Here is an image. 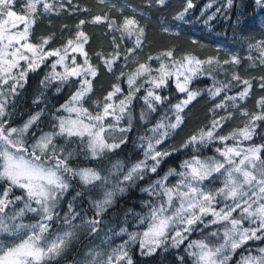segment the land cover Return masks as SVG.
I'll return each instance as SVG.
<instances>
[{"label":"trees","instance_id":"obj_1","mask_svg":"<svg viewBox=\"0 0 264 264\" xmlns=\"http://www.w3.org/2000/svg\"><path fill=\"white\" fill-rule=\"evenodd\" d=\"M187 4L188 0H165L163 5L158 0H105V3H100L99 0H71V3L69 0H58L52 13H44L42 6H38V18L29 39L33 44H40L42 38L51 37L44 48L45 52L55 49L62 51L69 39H75L80 20L86 21L82 30L88 35L89 41L84 45V50L88 54L89 63L97 69V76L90 77L92 91L81 103L94 115L100 113L106 103H111L115 108V115L122 118L119 121L110 117L104 120L105 125H113L109 129V142L119 143L121 138L124 139L119 148L106 150L99 158L93 159L82 150L78 141L68 144L64 138H56L58 147L73 152L68 160L70 167L94 169L102 179L85 185L79 177L70 176V187L53 210L52 220L47 221L50 227L45 235L48 238L68 230L74 235L62 255L50 264H87L93 256L98 264L121 245H126L125 250L133 264H194V258L189 255L190 251L185 248V243L205 240L218 245L222 242L224 224H210L207 216L202 217L204 223L198 221L191 226L192 231L186 233L187 238L179 247H172V240L169 238L166 244L156 248L151 255L147 254L146 249H141L138 239L140 233H136L138 235L135 241L127 238L128 233L136 229L134 225L137 220L155 203V198H165L163 195H149L145 191L156 179L169 170L179 171L183 162L193 157L223 159L216 149L223 150L225 143L206 140L184 147L192 136L199 137L201 130L211 129L214 120L221 121L215 135L228 136L234 130L243 128L251 114L262 111L257 102L264 97V88L260 86L264 82L261 80L264 77V64L261 63L264 57L261 56V46L258 45L264 42V6L258 5L256 0H232L230 5L228 0H192L193 7L185 12ZM100 10V16H107L108 20L100 24L88 23L93 17L99 16ZM180 13H184L183 19H176ZM125 17L135 18L144 28L142 43L138 48L135 46V36L128 37L116 30ZM111 21H115V24L110 29L108 24ZM165 26L173 32H166ZM167 51H172L171 58L163 55ZM117 54L112 71H108L104 60L113 59ZM184 56H195L200 60L213 58L220 62V66L215 63L211 66L204 65L205 69L211 67V75L204 72L192 78L188 88L199 92V95L180 113L183 118L180 126L174 130L167 127L168 135L160 144H156L163 128H158L156 132L152 130L158 124L167 126L175 122L174 106L186 98V93L177 89L174 75L160 88H154L148 81L159 77L157 69L162 62L171 68L174 62L182 60ZM233 56L239 59V64L223 63L225 60L231 61ZM77 57L81 65L85 66V57ZM52 60L53 58H48L35 71L27 72L25 80L20 82L23 86H17V92L8 100L6 114L2 117L6 121V127L20 128L33 115L40 113L39 119L24 134L26 147L34 144L44 133L57 130L56 117L62 116L58 108L70 100L80 88L82 77L86 78L87 75L85 73L79 77H70L63 82L53 80L49 72ZM140 64H146L151 71L138 77L130 88L127 78ZM233 74L239 75L241 79L233 80ZM243 80L251 82V90L245 100H237L236 106H233V101L227 97L239 95L245 87ZM224 84L229 87L224 88L218 96L210 95L209 89ZM117 85L121 91L110 102L107 101L105 97ZM137 86H140L139 91H135ZM148 89L162 98L160 102L152 101L155 111L148 108L144 100ZM130 93L132 100L121 114L119 101L126 99ZM218 104H223V107H216ZM243 111L250 115H242ZM222 117L230 118L221 120ZM256 125L252 140L244 141L245 145L264 144V121H256ZM121 128L128 130L121 132ZM105 135L108 136L109 133ZM149 140L153 146H159L162 152L170 155L161 160L156 172L144 170L142 179L139 178L141 174H137L133 180L125 181L124 176L131 167L144 157ZM233 143L232 140L226 141L228 146ZM3 188L4 183H0V191ZM154 191L157 192L155 188ZM107 192L113 193L111 203L104 205L106 210L97 215L96 205L104 201ZM15 195H22V191L13 189L9 198L12 199ZM217 199L219 205L222 200L219 197ZM22 201L9 205L5 212L20 209ZM239 212L238 209L233 216L237 217ZM29 213L31 212L25 210L24 217L14 223H30L40 218V215L29 218ZM73 215L75 219L71 220V224L66 223L65 217L71 218ZM92 220L100 222L96 225L95 232L87 223ZM246 223L244 221L243 224ZM213 232H217V236H212ZM258 246L250 241L242 244L230 257L228 264L238 262L240 257L249 250L255 251L254 247ZM89 252L93 256H89ZM96 253L99 255H95ZM120 264H124V261Z\"/></svg>","mask_w":264,"mask_h":264},{"label":"snow or ice","instance_id":"obj_2","mask_svg":"<svg viewBox=\"0 0 264 264\" xmlns=\"http://www.w3.org/2000/svg\"><path fill=\"white\" fill-rule=\"evenodd\" d=\"M99 2L105 3V0H99ZM231 2L232 0H228L229 5ZM158 3L163 5L165 0H158ZM256 3L264 6V0H256ZM15 4L16 0H0V88L3 85H8L9 80H12L13 83L9 85L8 92L16 94L17 86H23L20 81L25 80L27 70L19 73V79L12 71L20 67V61L27 63L28 70L35 71L47 57L55 56L58 57L52 64V68L55 69L57 64L64 65L69 51L78 52L84 56L86 67L77 65L75 57H72L71 62L75 66L65 65L64 74H57L62 82L67 81L69 77H79L85 73L92 78L97 76V69L89 63L88 54L84 50V45L89 41L88 35L82 30V26L86 23L85 20H80L75 39L67 41L63 53L59 49L45 52L44 48L50 42L51 37L42 38L40 44L31 43L29 38L31 29L38 18V6H42L44 13H52L54 4L49 0H24L20 6L21 12L15 10ZM113 6L115 7V5ZM192 7V0H188L185 12ZM183 16L184 13H180L176 19H183ZM107 20V16H95L87 22L100 24ZM114 24L115 21H111L108 27L111 29ZM116 30L128 37L135 36V46L137 48L141 46L144 28L135 18L125 17L123 23ZM113 40L115 41V38ZM258 46H261V56L264 57V42ZM131 51L132 49L129 50V52ZM26 53H30V55ZM163 55L171 58L173 53L167 51ZM117 58L118 54L113 59L104 60L108 71H112V65ZM155 59H160V57H155ZM214 63L220 66V62L213 58L200 60L195 56H184L182 60L174 62L171 68L163 62L160 64L157 69L160 73L159 77L153 78L148 83H151L154 88H160L166 84L169 77L174 75L177 89L181 93H186V98L174 106L175 122L169 123L168 128L174 130L180 126L183 122L180 113L199 95V92L188 88L189 82L200 73L207 72L208 75H211V67L205 69L204 65L211 66ZM223 63L239 64L240 61L233 56L231 61L225 60ZM261 63L264 64V59L261 60ZM150 71L151 69L146 64H140L137 70L127 78L129 87L131 88L136 83L138 77ZM181 77H183V81H181ZM46 79L48 78L46 77ZM232 79L240 80L241 78L239 75L233 74ZM261 80L264 81V77H261ZM242 83L245 87L238 96L227 97L228 100L233 101V106H236L235 101L245 100L251 90L252 85L249 80H243ZM260 86L264 88V82ZM227 87L229 85L224 84L221 87L209 89V93L215 97ZM59 90L58 88L57 91ZM139 90L140 86H137L135 91ZM91 91L92 82L85 78L81 82L80 88L71 96L70 101L62 105V110L68 113V116L56 117L58 120V124L55 126L57 130L44 133L30 148L25 146L23 137L39 119L40 113L33 115L22 128L6 127V121L0 119V183H4V188L0 191V235L7 234L14 238L10 242L0 240V264H50L51 261L62 255L74 233L68 230L49 240L45 234L50 225L44 221L52 220L53 210L70 187V176L79 177L85 185L102 179L99 172L94 169L70 167L68 160L73 156V152L66 151L64 147H58L55 142L57 137L64 138L68 144L78 141L82 145V150L89 153L93 159L99 158L106 150L111 151L119 148L120 143L124 142L123 138L119 143L109 142L111 138L109 129L113 125H105L104 119L109 115H113L117 121L122 118L115 115V109L111 103L104 105L102 114L95 115L82 106L81 102ZM120 91L118 85L114 86V91L109 92L105 99L111 101L113 96ZM161 99V96L155 94L152 89H148L147 96L144 97L145 103L152 111H155L152 101L160 102ZM131 100L132 94L130 93L126 99L119 101L118 107L121 114ZM7 102L5 92L0 90V118L6 114ZM257 104L262 110L260 113L250 115L247 111L242 112L244 116L250 115L243 128L234 130L228 136H216L215 130L221 126V121L214 120L211 129L201 130L199 137L192 136L184 145L187 147L188 144L203 143L206 140L211 142L213 139H218L225 143L223 150L216 149L223 157L222 160L193 157L191 160L183 162L181 167L185 169L184 171L177 173L174 169L169 170L162 180L156 181V185L162 192H155L154 186L145 189L149 195L166 197L158 205L152 206L149 215L141 218L140 221L141 223L147 221V230L142 233L140 246L141 249H147L148 255L167 243L169 231L174 232V235L171 236V246L179 247L187 238L183 233L191 232V226L198 221L204 223L202 217L209 214L214 217L211 223L224 224L223 243L216 245L205 242V240L190 242L188 249H192V251L189 252V255L194 258V264H225L229 257H221L226 249L230 248L234 251L249 240H264V144H244V141L252 140L257 126L256 121H264V97ZM216 107H223V104H218ZM228 118L230 117H222L221 120ZM163 127H165L163 124H158L152 131L156 132L158 128ZM127 130L120 129L121 132ZM105 133H109V135L106 136ZM167 135L168 132H164L160 138L156 139V144H160L163 137ZM73 138L76 139L73 140ZM228 140H232L234 143L228 146L226 144ZM147 149L145 160L132 166L124 176L125 181L133 180L137 174H141L139 178L142 179L144 169L149 167L148 159L155 162L150 166V171L156 172L161 160L170 155L168 152L156 151L151 140H149ZM216 173L223 177V186L215 191L206 190L203 182ZM171 175H178L181 179L175 186L169 187L164 181ZM13 189L22 190V195H15L10 199ZM112 196V192H107L104 201L97 203V215L106 210L103 206L111 203ZM218 197L223 201H231V204L225 203L223 207L217 209L214 205L219 203ZM21 200L24 201V207L15 215L8 217L5 210L9 205ZM33 204L37 207H33ZM25 209L40 215V221L31 225L5 222L6 219L15 221L24 214ZM238 209L240 210L239 215L234 217L233 213ZM72 219H75L74 215L71 218L65 217V222L71 224ZM244 221H248L249 225H255V227H244ZM87 223L95 232L96 225L100 222L92 220ZM179 225H184V227L180 228ZM137 235L129 234L130 240L135 241ZM211 235L217 236V232H213ZM125 248L126 245H121L119 248L113 249L104 264H120L121 261H124V264H133ZM258 251L260 255H249L244 258L242 264H264V248H260ZM88 255L93 256V253L89 252ZM95 255H99V253ZM87 264H96L95 256Z\"/></svg>","mask_w":264,"mask_h":264},{"label":"rangeland","instance_id":"obj_3","mask_svg":"<svg viewBox=\"0 0 264 264\" xmlns=\"http://www.w3.org/2000/svg\"><path fill=\"white\" fill-rule=\"evenodd\" d=\"M57 1L58 0H49V2L50 3H53L54 4V8H56L57 7ZM24 2V0H16V4H15V6H14V8H15V10L17 11V12H21L22 11V9H21V4ZM101 12H102V10H100L99 11V13H98V15L100 16L101 15ZM21 28H22V26H21ZM165 29H167V31L166 32H173V30H171L169 27H167V26H165L164 27V30ZM61 53H63V50L61 51ZM27 55H30V53H26ZM77 55H79V57L82 59V58H84V56H82L80 53H72L71 51H69V54H68V57L66 58V60L64 61V65H61V64H57V66H56V68L55 69H53L52 68V64L58 59V57H55V56H51V57H47L46 59H48V58H53V60H52V63H51V69H50V75H51V77H52V79L53 80H60V78H59V75H57V74H60V75H62V74H64V66L65 65H67L68 67H73V66H75V65H72V62H71V60H72V57H75V59H76V64L77 65H80V66H82L81 65V63H80V59L77 57ZM45 59V60H46ZM25 70H27V72L29 71L28 70V65H27V63L25 62V61H20V67L19 68H17V69H13L12 71H13V74L17 77V79H19V73L21 72V71H25ZM90 77L91 76H88V75H86V78L87 79H89V80H91L90 79ZM70 78V77H69ZM83 78V80L85 79L84 77H82ZM175 79H176V77H175ZM181 81H183V77H181ZM21 83L23 82V80H21L20 81ZM11 83H13V81L12 80H9V84L8 85H3L2 86V88H0V90H3L4 92H5V97L7 98V101L9 100V99H11L12 98V96L14 95V94H11V93H9L8 92V88H9V85L11 84ZM115 96V95H114ZM114 96H113V98H114ZM112 98V99H113ZM71 99V98H70ZM70 101V100H69ZM68 101V102H69ZM67 102V103H68ZM110 102V101H109ZM6 107H7V105H6ZM115 109V108H114ZM58 110H59V112L61 113V115L62 116H68V113H66V112H64L63 110H62V106L60 107V108H58ZM102 112H103V110L100 112L101 114H102ZM108 117H110L111 119H115L114 117H113V115H109V116H107L106 118H108ZM105 118V119H106ZM0 119H2V118H0ZM104 119V120H105ZM165 127H163V132H162V134L164 133V132H167V126L166 125H164ZM21 127H23V126H21ZM20 127V128H21ZM161 134V135H162ZM164 138V137H163ZM38 140V139H37ZM36 140V141H37ZM215 140H218V139H213L212 141H215ZM35 143V142H34ZM31 145H33V144H31ZM31 145H29V148H30V146ZM154 148H155V150L156 151H161L162 152V149L161 148H159V146H154ZM148 149L146 148V150L145 151H147ZM145 160V155H144V157L140 160V161H144ZM139 161V162H140ZM138 163V162H137ZM137 163H135V164H137ZM134 164V165H135ZM154 164V161H152L151 159H148L147 160V165L149 166L148 168H145L144 170H147V171H149V172H151L150 171V166L151 165H153ZM133 165V166H134ZM132 168V167H131ZM185 169H183V168H181L179 171H176L177 173H179V172H181V171H184ZM151 173H153V172H151ZM167 174V173H166ZM166 174H164V175H162V176H160L158 179H156L152 184H150L148 187L149 188H153V186H154V188L156 189V191L157 192H162V190L159 188V186L158 185H156V181H158V180H162L165 176H166ZM181 179V177L180 176H178V175H171V176H168L167 177V180L166 181H164V183L166 184V186H169V187H171V186H175L177 183H178V181ZM203 184H204V186L206 187V190H211V191H215V190H217V189H219L220 187H222L223 186V177L219 174V173H216V174H213V177H210L208 180H205L204 182H203ZM18 190H20V189H18ZM22 191V190H21ZM166 199V197L164 198V200ZM155 203H152L151 204V206H150V209L152 208V206H154V205H158L161 201H163L162 199H160V198H155ZM225 203H228V204H231V201H223L222 200V202L219 204V205H217V204H215V205H217V206H215L214 205V207H216L217 209H219L220 207H223V205L225 204ZM24 207V201H22L21 202V205H20V209L21 208H23ZM34 207H37L35 204H34ZM20 209H15V210H12V211H10V213H6L7 214V216L8 217H11V216H13V215H15ZM150 209L144 214V215H142L138 220H137V222L135 223V225H134V227L137 229H134V231L132 230V232H130V233H128V235H127V238L130 240V236H129V234H132V233H140L139 234V236H138V239H139V242H140V240L142 239V233L144 232V231H146L147 230V221H145V223H141L140 221H141V218H144V217H147L148 215H149V212H150ZM26 210V209H25ZM25 212V211H24ZM38 216V214H36V213H33V212H31V213H29V218H35V217H37ZM205 216H207L208 218H207V222H209L210 224H213V223H211V221L214 219V217L212 216V215H205ZM24 217V214L22 215V216H19L15 221H17V220H20V219H22ZM204 217V216H203ZM40 219H41V217L40 218H37L35 221H31L30 223H22V224H26V225H31V224H35V223H37V222H39L40 221ZM15 221H12L11 219H6V223H8V224H12V223H14ZM45 223H47V221H44ZM14 224H21V222H16V223H14ZM243 226L244 227H249V226H251V227H255V225H249V223H248V221H247V223L246 224H243ZM179 227L180 228H183L184 227V225H179ZM230 227V226H229ZM136 230V231H135ZM23 234V233H22ZM63 233H59V234H56V235H53V236H51V237H48V239L49 240H51V239H54L57 235H62ZM169 238L171 239V236L172 235H174V232H172V231H169ZM183 235L184 236H186V233H183ZM0 240H2V241H6V242H10V241H12V240H14V238L13 237H9V236H7V234H4V235H0ZM250 242H252L254 245H259L257 248H255L254 247V249H255V251H248L245 255H243L242 257H240V259H239V261L237 262V261H235V262H233V263H229V264H242V262H243V260H244V258H246L247 256H249V255H253V256H256V255H260V253H259V251H258V249H260V248H264V240H249ZM221 243H223V240H222V242ZM242 246V245H241ZM240 246V247H241ZM239 247V248H240ZM185 248L188 250V251H192V249H188V244L187 243H185ZM238 249V248H237ZM237 249H235L234 251L233 250H231L230 248L229 249H226L225 250V252L222 254V257L221 258H223V256H228L229 257V259H230V257L233 255V253H235L236 252V250ZM146 251H147V249H146ZM108 258V257H107ZM107 258H105L103 261H101V262H99L98 264H104V262L107 260ZM229 259H227L226 261H225V264H228V260Z\"/></svg>","mask_w":264,"mask_h":264}]
</instances>
